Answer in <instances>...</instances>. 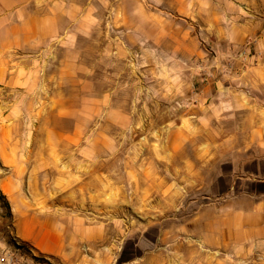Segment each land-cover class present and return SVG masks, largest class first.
<instances>
[{"label": "crops", "instance_id": "crops-1", "mask_svg": "<svg viewBox=\"0 0 264 264\" xmlns=\"http://www.w3.org/2000/svg\"><path fill=\"white\" fill-rule=\"evenodd\" d=\"M80 1L92 0H0L1 119L14 123L25 106L71 122L65 136L46 139L51 153L44 159L20 154L23 140L0 139V166L7 172L0 190L15 214L17 235L34 254L57 264H111V253H64L70 243L62 217L53 211L58 198L49 201L47 192L41 200L29 198L13 180L27 162L30 176L40 161L47 175L62 172L65 146L70 151L82 145L94 157L97 139H81L80 130L89 129L97 113L128 123V116L113 108L112 92L96 93L95 63L82 61L78 39L92 26L81 22L94 16L75 5ZM254 3L246 23L216 28L214 34L233 51L248 39L260 57L236 62L185 96L189 106L158 158L173 180L165 184L163 174L154 175L157 207L191 209L183 230L195 245L189 243V253H139L125 264H264V0ZM200 43L206 48L205 40ZM177 179H184L182 189L175 186ZM39 204L45 212L36 209Z\"/></svg>", "mask_w": 264, "mask_h": 264}, {"label": "rangeland", "instance_id": "rangeland-1", "mask_svg": "<svg viewBox=\"0 0 264 264\" xmlns=\"http://www.w3.org/2000/svg\"><path fill=\"white\" fill-rule=\"evenodd\" d=\"M254 4V0L75 3L94 16L81 22L92 30L81 34L78 42L82 61L95 63L96 93L112 92L113 108L122 110L129 120L123 126L114 115L97 113L90 128L80 130L81 139H97L95 156L82 151V145L70 151L65 146L62 172L53 169L47 175L45 162L40 161L38 171L30 176L25 168L29 163H20V175L13 180L22 194L41 200L47 192L49 201L58 198V204L52 203L53 211L62 217L70 243L64 253H111V264H125L139 253L190 252L193 241L183 228L184 218L192 210L184 205L177 209L162 204L157 207L154 175L163 174L160 181L165 184L173 180L167 176L166 163H159L158 158L189 106L185 96L248 57L251 41L246 39L242 48L233 51L214 31L246 23ZM202 58L208 61L202 64ZM196 79H200L198 84L193 82ZM35 110L21 106L14 114V123L0 117V139L23 140L18 146L20 154L44 159L51 153L46 139H60V132L65 136L71 122L50 119V111ZM5 174L0 166V181ZM183 181L177 179V189H182ZM40 205L36 209L45 212ZM15 220L0 190V257L12 253L14 264H57L29 249L16 233Z\"/></svg>", "mask_w": 264, "mask_h": 264}, {"label": "built area", "instance_id": "built-area-1", "mask_svg": "<svg viewBox=\"0 0 264 264\" xmlns=\"http://www.w3.org/2000/svg\"><path fill=\"white\" fill-rule=\"evenodd\" d=\"M247 51H248V57L244 60L246 61L247 59H258L260 57V54L254 50L252 45L247 46ZM14 258L12 253H4L0 257V264H14Z\"/></svg>", "mask_w": 264, "mask_h": 264}, {"label": "bare ground", "instance_id": "bare-ground-1", "mask_svg": "<svg viewBox=\"0 0 264 264\" xmlns=\"http://www.w3.org/2000/svg\"><path fill=\"white\" fill-rule=\"evenodd\" d=\"M70 185V184H69Z\"/></svg>", "mask_w": 264, "mask_h": 264}]
</instances>
